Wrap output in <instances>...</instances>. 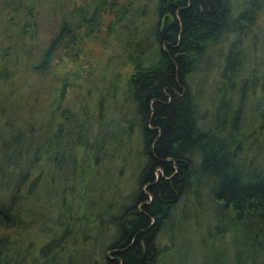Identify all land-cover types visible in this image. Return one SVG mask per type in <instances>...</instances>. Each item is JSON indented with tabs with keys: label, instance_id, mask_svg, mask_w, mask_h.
<instances>
[{
	"label": "trees",
	"instance_id": "16d2710c",
	"mask_svg": "<svg viewBox=\"0 0 264 264\" xmlns=\"http://www.w3.org/2000/svg\"><path fill=\"white\" fill-rule=\"evenodd\" d=\"M263 12L264 0H0V264H170L187 254L182 227L200 232L195 248L218 245L205 264H264ZM135 146L114 211L108 172Z\"/></svg>",
	"mask_w": 264,
	"mask_h": 264
},
{
	"label": "rangeland",
	"instance_id": "374dc122",
	"mask_svg": "<svg viewBox=\"0 0 264 264\" xmlns=\"http://www.w3.org/2000/svg\"><path fill=\"white\" fill-rule=\"evenodd\" d=\"M79 1V0H78ZM264 14V12L262 13ZM263 16L262 18H259L257 21V24L261 26V30H263V33H264V22H263ZM218 46L220 47V45H217L215 46V48L217 49ZM224 48V47H223ZM116 50V47H113L112 45L110 47H107L106 50H105V46L102 47V46H96V47H93L92 48V52H93V58L96 60H99V62H102L103 59H104V55H102L104 53V51L106 52H109V51H113V50ZM218 49L215 51L217 52ZM212 61H213V65L212 67L210 68V72H207L205 74V91H206V94H213L212 91L214 90V85H216L218 82H219V64L221 62V58L217 55L214 57H212ZM125 71V69L122 70V72ZM203 74H202V78H203ZM197 77V76H196ZM201 78V75L199 76L198 75V79L199 81L202 79ZM117 100L119 102H121L122 100V96L120 98H117ZM208 100V97L206 96L205 98V102ZM209 106L208 103H205L204 106ZM203 106V107H204ZM207 106L205 108H207ZM204 110V109H202ZM111 112V111H110ZM108 113V112H107ZM208 116V114L205 113V116ZM137 148V149H136ZM134 149V147H133ZM139 146L136 147L135 146V149H134V157L135 158H130L127 160V165L125 166V168L123 169V171L121 172V174H117V171L115 173V175L113 176L112 174V171L111 172H108V177L110 178L111 177V180L114 179L115 183L118 184V187L120 189V196H119V199L116 201L117 204L115 203V208H114V211L116 210V206H118V204L120 203H123V202H126L127 200V194L129 193L130 189H131V186L133 184V180H134V176L135 174L137 173V169H136V166L134 163L135 162V159L136 161L138 162L139 159H140V155L141 153L138 152L136 153V150H139ZM256 160L258 162L262 161V157L261 156H257L256 157ZM117 174V175H116ZM103 186V185H102ZM121 197V198H120ZM93 200H97L98 196L96 195V193L93 195ZM106 202V198L103 197V199L101 200V203H105ZM103 206V205H102ZM182 231L181 230H176L175 231V239H176V242H177V245H178V251L176 253V255L180 254V252H184V251H187V254L184 257H182L180 260L177 258V259H174L170 261V264H173L174 263H177V264H205L207 261L210 260V256L213 257V260L217 263V252H218V245L217 244H211L210 242L207 243V245H202V246H198L196 245L197 247L195 248L193 246L192 241L195 242V240L197 239V235H200V232L199 234L197 232H192L188 227H182ZM162 239H161V246L163 247L165 244L167 246H169V238L168 236L163 233L162 235ZM179 236V238H178ZM174 246V245H172ZM185 255V254H184ZM199 255V256H197ZM231 254H229V258H230ZM97 257V256H96ZM97 260V259H96ZM95 264H98V262H96Z\"/></svg>",
	"mask_w": 264,
	"mask_h": 264
}]
</instances>
